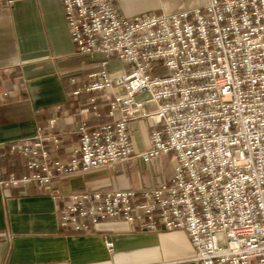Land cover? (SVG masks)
<instances>
[{
	"label": "built area",
	"instance_id": "1",
	"mask_svg": "<svg viewBox=\"0 0 264 264\" xmlns=\"http://www.w3.org/2000/svg\"><path fill=\"white\" fill-rule=\"evenodd\" d=\"M60 2L75 53L100 57L83 78L69 77L77 143L65 161L47 150L52 143L61 152L57 136L10 144L28 173L0 183L57 199L66 233L122 220L131 231H183L193 264H264V0H207L177 13L129 16L114 0ZM112 58L124 68L108 71ZM96 98L109 121L89 125L90 110L99 115ZM141 118L150 134L138 157L172 154L170 180L136 190H53L55 177L127 161L129 125Z\"/></svg>",
	"mask_w": 264,
	"mask_h": 264
},
{
	"label": "crops",
	"instance_id": "2",
	"mask_svg": "<svg viewBox=\"0 0 264 264\" xmlns=\"http://www.w3.org/2000/svg\"><path fill=\"white\" fill-rule=\"evenodd\" d=\"M207 0H114L123 15L177 13L202 7ZM60 0H0V181L28 173L12 143L35 136H57L47 150L68 159L77 143L73 129L77 105L70 95L71 75L83 78L97 61L78 55L69 37ZM124 68L112 58L107 70ZM86 95H81L85 99ZM57 106L60 108L57 109ZM92 115L90 110L88 117ZM55 119L54 127L50 120ZM93 120L89 125L108 122ZM150 121L129 125L131 157L102 170L55 177L51 186L62 194L83 190L140 189L170 180L172 154L144 162L139 153L149 145ZM59 201L36 187L0 183V264H193V248L183 231H131L122 221L100 222L87 233H66L58 224ZM110 240L112 246L105 245Z\"/></svg>",
	"mask_w": 264,
	"mask_h": 264
},
{
	"label": "trees",
	"instance_id": "3",
	"mask_svg": "<svg viewBox=\"0 0 264 264\" xmlns=\"http://www.w3.org/2000/svg\"><path fill=\"white\" fill-rule=\"evenodd\" d=\"M94 105L97 107L96 111L98 112L99 115H98V117H96V116L94 117L93 113H92V115L88 119V123H90L93 120H100V119L108 118L107 109H106V106L102 100H100L99 98H96Z\"/></svg>",
	"mask_w": 264,
	"mask_h": 264
},
{
	"label": "rangeland",
	"instance_id": "4",
	"mask_svg": "<svg viewBox=\"0 0 264 264\" xmlns=\"http://www.w3.org/2000/svg\"><path fill=\"white\" fill-rule=\"evenodd\" d=\"M106 168H107V167H106ZM102 169H105V168H102ZM102 169H98V170H102ZM69 233H71V234H72L73 232H69Z\"/></svg>",
	"mask_w": 264,
	"mask_h": 264
}]
</instances>
